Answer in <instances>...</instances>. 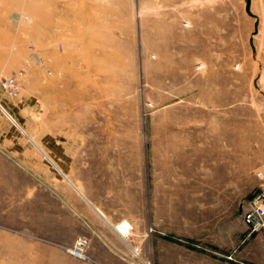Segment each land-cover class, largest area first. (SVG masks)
<instances>
[{"label": "rangeland", "instance_id": "obj_1", "mask_svg": "<svg viewBox=\"0 0 264 264\" xmlns=\"http://www.w3.org/2000/svg\"><path fill=\"white\" fill-rule=\"evenodd\" d=\"M252 5L258 31L245 0H0V79H22L0 87V264L138 262L123 240L66 251L71 184L133 224L141 264H264L243 218L264 181Z\"/></svg>", "mask_w": 264, "mask_h": 264}, {"label": "crops", "instance_id": "obj_2", "mask_svg": "<svg viewBox=\"0 0 264 264\" xmlns=\"http://www.w3.org/2000/svg\"><path fill=\"white\" fill-rule=\"evenodd\" d=\"M58 195L64 210L72 212L74 214V219L80 225L78 227L79 229L73 231V240L81 235L87 236L90 238V242L96 240L105 244V246L103 245V250L107 253H111V248L105 243V240H108L109 243L114 245L122 242L120 234L115 229V224L121 220L119 215L106 210L105 207L99 205V203L93 200L91 196H88V194H81L72 184L71 187L60 186L58 188ZM252 234L255 235V238H258L260 235L263 236L264 232L259 231L248 235L251 236Z\"/></svg>", "mask_w": 264, "mask_h": 264}, {"label": "built area", "instance_id": "obj_3", "mask_svg": "<svg viewBox=\"0 0 264 264\" xmlns=\"http://www.w3.org/2000/svg\"><path fill=\"white\" fill-rule=\"evenodd\" d=\"M22 74V73H20ZM21 76L13 74L0 79V87L9 96H16L21 88ZM261 175V173L259 174ZM244 222L250 228V233H255L264 230V181L261 184L259 191L252 198L250 205L244 212ZM115 229L120 234V237L131 248L133 258L141 264V248L139 246L130 245L127 242L132 236L134 226L127 220H122L115 224ZM90 247V239L87 236L81 235L77 237L73 245L66 247V251L74 257L82 261L92 260L89 256L88 249Z\"/></svg>", "mask_w": 264, "mask_h": 264}, {"label": "water", "instance_id": "obj_4", "mask_svg": "<svg viewBox=\"0 0 264 264\" xmlns=\"http://www.w3.org/2000/svg\"><path fill=\"white\" fill-rule=\"evenodd\" d=\"M245 1H246V7H245L246 12L250 16L255 17L257 19L256 24H255V28H256V31H258L259 19H258V16L255 13H253V11H252V0H245Z\"/></svg>", "mask_w": 264, "mask_h": 264}]
</instances>
